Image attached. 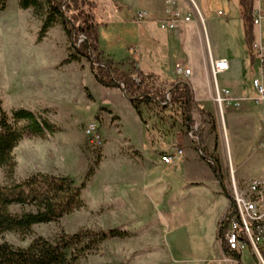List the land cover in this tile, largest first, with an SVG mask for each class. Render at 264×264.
I'll use <instances>...</instances> for the list:
<instances>
[{"label":"rangeland","instance_id":"rangeland-1","mask_svg":"<svg viewBox=\"0 0 264 264\" xmlns=\"http://www.w3.org/2000/svg\"><path fill=\"white\" fill-rule=\"evenodd\" d=\"M234 1L210 0L205 13L208 28L211 22L217 23L215 29L223 37L239 35L242 29ZM225 19L231 20L229 25L224 24ZM96 21L100 48L114 60L129 56L141 44L140 28L130 15L126 19L125 8L103 3ZM40 27L41 19L32 8L20 9L17 0H0L2 109L8 117L13 110L27 109L52 125V131L43 135H25L13 149L12 180L18 182L37 173L69 177L74 185L84 184V205L58 220L34 224L27 235L1 233L0 242L26 247L38 236L53 242L61 233L116 229L126 234L106 238L75 264H177L174 260L181 264L190 257L205 256L200 246L206 238L197 236L195 227L198 203L209 202L206 185L186 181L185 169L180 167L166 172L161 171L163 167L156 168L151 178L159 179L153 188L131 184L127 177L129 156L140 159L132 156L131 148L144 152L137 143L140 139L149 143V138H142L147 131L151 132L150 143L155 144L158 133L168 136L173 128H181L194 144L197 139L181 124L179 110L155 103L142 106V132L128 99L99 85L90 61L67 60L75 46L62 25L54 24L39 38ZM83 39L79 36V41ZM177 78L188 82L187 76ZM195 109L201 108L195 104ZM93 124L97 136L87 131ZM194 126L196 131L201 127L197 120L192 129ZM6 174L0 167V185L9 183ZM242 259L247 264L257 263L249 249L243 251Z\"/></svg>","mask_w":264,"mask_h":264},{"label":"crops","instance_id":"crops-1","mask_svg":"<svg viewBox=\"0 0 264 264\" xmlns=\"http://www.w3.org/2000/svg\"><path fill=\"white\" fill-rule=\"evenodd\" d=\"M93 1L98 7L104 3L110 8H125L126 19L130 15L137 23L141 32V44L134 48L135 52L129 57L136 62L141 71L158 75L161 81L173 82L181 80L174 72L175 63L179 62L190 69L188 82H184L189 84L196 106L206 110L214 120V127L211 129L208 125L204 130L206 131L204 144L208 153L217 158L220 176H217L205 158H198V155H201L199 147L181 133V128L180 130L173 128L168 136L158 133L155 144L150 143L151 132H145L142 138H149V143H143L142 139L138 141L137 144L144 152L131 148L132 156L135 154L140 159L138 161L136 158L127 157V177H130L131 184L153 188L159 179L151 178L154 177L156 168L163 167L161 171L166 172L180 167L182 170L185 169L186 181H192L200 186L205 184L209 190V202L198 203L201 209L198 210L199 221L195 228L197 236L206 238V242L200 247L207 254L196 258L190 257L181 264H225L220 262L223 248L219 237V224L228 210L227 188L230 181L239 184L251 180L264 182V99L255 101L256 92L252 86V79L260 75V61L245 38L237 0L234 4L242 29L240 27L239 35L237 33L235 34L237 36L229 38L218 33L215 29L217 23L211 22L208 28L205 13L209 10L210 0H191L192 3L189 0H172L174 9L182 15L192 16L193 21L169 29L161 28L159 25V21L166 18L167 10L171 7L168 0ZM219 12L220 10L217 11L218 16L222 17L223 13ZM262 12L264 0H254L252 17ZM139 14L142 15L140 21L137 20ZM225 20L224 24L229 25L231 20ZM252 35V43L264 46V17L259 24H252ZM262 53L264 55V50ZM217 58L226 59L229 69L217 76L213 83L211 61ZM111 89L116 90L119 96L125 97L120 89ZM223 90L229 92L230 100L219 102L213 100L216 93L225 98ZM234 101L237 104H234ZM132 109L136 114L135 120L143 132L142 108L141 117L133 107ZM118 117L122 122L121 117L119 115ZM178 149L181 150L180 154H176ZM164 154H176L174 162L165 164L161 160ZM130 195L128 194V200L132 204L133 199ZM195 250L200 251L198 247ZM242 253L243 251L238 254L237 264H247L242 259ZM250 256L255 258L251 251ZM174 261L180 264L178 260Z\"/></svg>","mask_w":264,"mask_h":264},{"label":"trees","instance_id":"trees-1","mask_svg":"<svg viewBox=\"0 0 264 264\" xmlns=\"http://www.w3.org/2000/svg\"><path fill=\"white\" fill-rule=\"evenodd\" d=\"M254 0H237L239 15L244 25L245 38L252 48V6ZM20 9L32 8L33 14L41 19L39 38L54 24L60 23L74 44L75 53L67 60L90 61L95 81L105 88H120L141 117L144 105L155 103L176 107L181 114V124L189 131L195 120L201 126L192 138L201 155L213 171L220 176L216 157L211 156L204 146L205 126L214 127L212 116L202 109H195L192 90L184 81H161L158 75L141 71L129 56L116 61L100 48L98 5L93 0H17ZM79 36L83 40L79 41ZM197 116H194L196 115ZM52 131V125L44 118L39 119L27 109H16L8 117L0 100V167L7 172L9 183L0 185V234L15 232L27 235L34 224L58 220L62 216L84 205V184L74 185L66 176L33 174L21 181H13L12 152L25 135H43ZM226 224L219 228L222 239ZM125 231L109 229L92 231L81 229L73 234L61 233L55 241L35 237L26 247H16L7 241L0 242V264H75L88 250L96 248L109 237L124 236ZM257 247L264 260V230ZM223 251L229 252L224 241ZM238 259V254L230 252Z\"/></svg>","mask_w":264,"mask_h":264},{"label":"built area","instance_id":"built-area-1","mask_svg":"<svg viewBox=\"0 0 264 264\" xmlns=\"http://www.w3.org/2000/svg\"><path fill=\"white\" fill-rule=\"evenodd\" d=\"M168 2L171 7L167 10L166 18L159 21L161 28H177L185 23L193 21L192 16L182 15L179 11L174 9V2L172 0H168ZM263 17L264 12L255 16L253 18V24H259ZM141 18L142 15L139 14L137 20L140 21ZM252 50L258 55L260 61V75L252 79V86L256 92L255 101H261L264 99V55L262 53L264 46L258 43H252ZM228 69L229 63L226 59H213L211 61L213 83L217 76L224 74ZM174 72L177 77L182 75L188 76L191 73L190 69L185 68L183 64L179 62L174 64ZM222 93L225 95V98H221V96L216 93L213 100L217 102L221 100L227 101L229 99V92L223 90ZM234 104L237 103L234 101ZM96 128L97 127L93 124L87 131L93 134L96 132ZM194 128L190 131L189 135L191 137L194 136V131H196L195 126ZM180 153V149L176 150V154ZM176 154H164L161 156V160L166 164H172L176 158ZM227 192L229 196V206L226 214L220 221L219 228L222 224H226L223 238L220 239L221 242L224 241L229 252L223 251L220 262L225 264H237L239 263L238 259L232 256L230 252L239 254L245 249H249L257 260V264H264V260L257 247L258 242L261 240V233L264 230V182L262 180H251L239 184L232 180L227 188Z\"/></svg>","mask_w":264,"mask_h":264},{"label":"water","instance_id":"water-1","mask_svg":"<svg viewBox=\"0 0 264 264\" xmlns=\"http://www.w3.org/2000/svg\"><path fill=\"white\" fill-rule=\"evenodd\" d=\"M123 94L125 95L124 91H123ZM126 97V96H125Z\"/></svg>","mask_w":264,"mask_h":264}]
</instances>
